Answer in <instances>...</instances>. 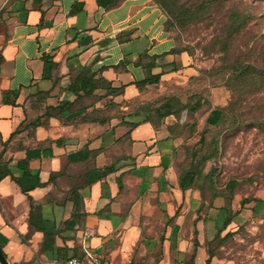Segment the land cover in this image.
<instances>
[{
  "label": "crops",
  "instance_id": "1",
  "mask_svg": "<svg viewBox=\"0 0 264 264\" xmlns=\"http://www.w3.org/2000/svg\"><path fill=\"white\" fill-rule=\"evenodd\" d=\"M7 1L0 0V164L11 173L0 179V243L9 259L65 264L57 248L67 247L69 259L83 253L85 242L123 264H140L133 252L148 251V243L140 228L132 248H126V229L138 224L148 229L149 219L156 218L167 227L164 245L197 252V239V261L203 264L209 254L202 245L211 238L206 219L226 212L219 197L213 206L203 197L200 179L182 189L180 176L211 110L225 103L186 108L179 117L160 120L124 117L119 110L124 99L143 95L133 83L146 75L135 62L139 54L176 45L161 7L154 0H122L110 9L96 0H12L4 10ZM76 1H83V8L71 12ZM172 61L176 70L194 69L189 53L182 52L158 59L153 71ZM82 66L115 86L125 84L124 94L84 96L69 108L65 101L76 95L67 87ZM172 67H165L161 80L176 73ZM124 119L141 122L132 127ZM110 164L114 170L104 174ZM75 193L83 199L74 213ZM31 212L54 234L53 249L42 250L44 232L30 223ZM74 216L76 224L66 225ZM87 230L93 231L89 237ZM184 231L191 240L184 239ZM153 241L150 250L162 244L158 237Z\"/></svg>",
  "mask_w": 264,
  "mask_h": 264
},
{
  "label": "rangeland",
  "instance_id": "2",
  "mask_svg": "<svg viewBox=\"0 0 264 264\" xmlns=\"http://www.w3.org/2000/svg\"><path fill=\"white\" fill-rule=\"evenodd\" d=\"M11 1L2 9L6 10ZM166 1L175 12L168 31L178 47L189 53L194 69L189 70L191 72L177 69L172 76L148 87L142 96L131 101L124 99L122 109L155 107L168 98L194 103L202 97L206 100V109L228 102L227 122L220 130L208 128L202 143V148L207 149L212 136L221 131L219 148L206 162L204 171L207 173L211 166L216 167L214 183L210 186L204 182V175L200 178L203 197L210 199L215 191L219 194V203L231 201L233 209L240 206L244 197L260 198L262 202L247 203L243 213L222 231L221 235L235 231L226 238L212 239L223 224L224 211L213 219H206L205 234L211 238L202 246L206 256L208 249L215 254L211 264H264V0ZM2 15L0 10V24ZM198 137L196 135L195 139ZM232 180L236 182L231 187L228 183ZM148 222V229L139 224L126 229L124 246L132 248L140 228L149 250L156 246L153 238H160L162 244L150 251L136 249L134 262L199 263L200 243L197 252L194 248L179 250L174 245H164L167 227L156 218ZM189 222L191 225V221L186 224ZM182 236L191 240L188 231ZM88 246L92 248L89 243ZM22 264L37 263L25 261Z\"/></svg>",
  "mask_w": 264,
  "mask_h": 264
},
{
  "label": "trees",
  "instance_id": "3",
  "mask_svg": "<svg viewBox=\"0 0 264 264\" xmlns=\"http://www.w3.org/2000/svg\"><path fill=\"white\" fill-rule=\"evenodd\" d=\"M96 1L99 5L105 7L106 9H110L120 4L122 0H96ZM154 1L161 7L164 14L165 15L167 14L164 22V27L168 31L167 26L172 23L173 17L175 16L174 15L175 12L173 11L171 5L166 0H154ZM83 5H84L83 1H76L71 9V12H77L78 10H81L83 8ZM119 35L121 36L122 34L119 33ZM128 35H130V33H128ZM182 52H186V49L178 47L177 43L170 50L164 51L162 53L150 54L148 53L147 50L142 51L135 62L143 65V67L146 69V75L141 79L133 81V83H135L136 86L138 87L139 91L144 92L148 88V85L159 83L161 81L162 75L168 72V69H166L167 66H173L169 70H176L175 61H172L162 64V66H165L166 68L164 67L161 71L154 72L153 69L157 66L158 59L164 58L169 53L177 54ZM97 74L98 72L93 71L89 66H82L80 68V70L76 73V75L73 77V79L71 80V82L67 87L71 92H73L76 95L74 100L65 101V104H67L69 108H71L79 99H81L84 96H89V98L91 99H100L108 95L124 94L125 84H122L120 86H115L112 84L111 80ZM98 88L104 89L105 90L104 93L94 94V91ZM203 100L204 99L202 97H199L197 101L194 103H188V102L181 103V101H179L178 99L168 98L155 107L145 106L140 109H135L134 111H126L127 109H122V105H121L119 107V110H120V114L124 117L127 116L140 117L141 115L145 114L146 115L144 117L145 120H150L153 117L160 120L163 117L170 114H174L179 117L181 111L186 108L191 111H196L200 107H202L203 104H205V101ZM227 104L228 102H226L224 105H219L211 110L210 114L207 117V123L212 126L210 127L209 125H207L206 127H204L200 132L199 140L194 144L192 148L190 147L191 149L190 157H192V160L190 166L181 173L180 186L182 189H186L190 186H193L201 178L202 175H204L203 177L205 179L204 181L205 183L208 182L210 186L211 184L214 183V174L216 172V167L211 166V168L207 171V173H204V168L206 162L211 160L215 156L216 154L215 152H217V149L219 148L218 146L220 144L221 131H218V134L212 136V138L209 140L207 149L202 148V143L204 142L205 133L207 132L208 128H214L220 130L222 125H224L227 122L228 119ZM103 120L104 119H101V121ZM123 121L132 127L137 126L141 122L140 120H135V119H131V120L124 119ZM0 163H1V155H0ZM114 168L115 165L110 164L104 168L103 173L107 174L108 172L114 170ZM10 173H11L10 168H7L5 166L1 167L0 164V179ZM235 182L236 181L232 180L228 184H231L230 186L232 187L235 185ZM41 183L42 182H40V184ZM217 197H219V194L213 191L212 197L209 199L210 205H212L214 199ZM73 199H74L73 212L75 213V211L81 209L83 198L81 195L75 193L73 195ZM253 200H255V202H259V201L262 202L260 198L244 197L241 199L240 206L237 209H233L231 205V201H228V203L227 202L224 203L221 208L224 209L226 212L225 219L223 225L217 228V231L213 238L219 236H223V238H226L231 236L235 231H228L227 233H225V235H221L222 231L234 220L235 216L239 215L242 212L246 204ZM76 222L77 219H75V216L65 221L66 225H71V226H74ZM30 223L34 225L35 228L40 229L41 231L44 232V241L42 245V250L45 251L48 249H53L54 234L41 225V219L35 217L33 218V212H31L30 215ZM198 243L199 241L196 239L195 244L197 245ZM0 245L3 248V244L0 243ZM68 251L69 249L67 247L57 248V254L62 261L67 260ZM208 253L209 255L203 264H211L212 262V258L215 254L212 252L211 249H208ZM74 254L77 253L74 252ZM188 264H192V263H188Z\"/></svg>",
  "mask_w": 264,
  "mask_h": 264
},
{
  "label": "built area",
  "instance_id": "4",
  "mask_svg": "<svg viewBox=\"0 0 264 264\" xmlns=\"http://www.w3.org/2000/svg\"><path fill=\"white\" fill-rule=\"evenodd\" d=\"M93 234L92 230H87V237ZM65 264H123L113 257L105 255L103 252L91 249L85 242L83 244V253L72 256L65 261Z\"/></svg>",
  "mask_w": 264,
  "mask_h": 264
},
{
  "label": "water",
  "instance_id": "5",
  "mask_svg": "<svg viewBox=\"0 0 264 264\" xmlns=\"http://www.w3.org/2000/svg\"><path fill=\"white\" fill-rule=\"evenodd\" d=\"M0 264H13L0 245Z\"/></svg>",
  "mask_w": 264,
  "mask_h": 264
}]
</instances>
